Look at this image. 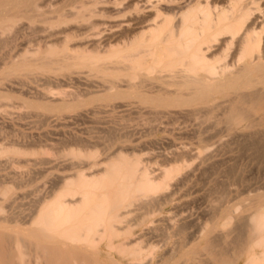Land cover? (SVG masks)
<instances>
[{
	"label": "bare ground",
	"instance_id": "bare-ground-1",
	"mask_svg": "<svg viewBox=\"0 0 264 264\" xmlns=\"http://www.w3.org/2000/svg\"><path fill=\"white\" fill-rule=\"evenodd\" d=\"M25 29L33 38L23 42ZM2 49L0 102L15 99L6 89L22 90L23 75L32 76L35 87H26L28 98L16 96L18 104L40 123L49 124L57 112L66 121L121 114L97 121L109 126L99 128L107 133L100 152L65 147L62 155L81 159L76 164L82 166L47 181L46 195L29 215L27 233L37 240L30 248L44 264H99L102 252L116 264L109 255L115 250L129 264H151L143 250L152 239L170 236L177 242L157 264H264L263 173L238 180L239 173L225 169L220 181L212 177L202 194L207 209L196 215L175 196L198 166L211 160L214 167L211 150L264 157V0H0ZM72 84L81 89H64ZM208 121L211 126L199 127ZM174 127L194 142L165 151L157 140L138 141L143 132L148 137ZM8 152L22 154L0 149V155ZM205 174L200 179L207 180ZM0 193L4 199L5 188ZM199 238L206 247L196 245ZM26 248L0 229V264H13Z\"/></svg>",
	"mask_w": 264,
	"mask_h": 264
},
{
	"label": "rangeland",
	"instance_id": "rangeland-1",
	"mask_svg": "<svg viewBox=\"0 0 264 264\" xmlns=\"http://www.w3.org/2000/svg\"><path fill=\"white\" fill-rule=\"evenodd\" d=\"M50 16H52V15H50ZM23 22L27 23V20H23ZM19 36H20L19 40H22L23 42H26L29 39L32 40V38H33L31 32L28 29L20 31ZM34 44L35 43H32L30 48H34V46H35ZM2 53L3 54L5 53L3 49L1 50L0 54L2 55ZM2 76L3 75L0 74V78H2ZM4 77H6V76H3V78ZM16 77H18V76H16ZM31 77L32 76H23V75L21 76L20 75L18 80L21 82H25L27 84V86L25 84V86H23L22 90L20 89L21 87H18V86H13L9 89L4 88L7 90V94L9 96L11 94L12 97L15 96V99L6 100V101L3 100L0 102V149H9V150H10V148H11V150L12 149H18V151L20 153H22V154L14 155V154L8 152L6 154L0 155V192L4 188L7 192L6 196H4V199L2 197L3 195H0V229L4 234L12 235L13 238L15 237L18 239V241L24 243L27 246L26 249L28 250V251L27 250L24 251V249H22V251H20L21 254H19V253L15 254V255H17L14 258L15 264H44V261H43L44 259L41 256H39V253L38 252L36 253L35 249L30 248L32 246L31 242H33V244H36L37 240L35 239L34 236L27 233L28 230L33 227L30 224V222H28V220H29V215L33 214V211H34L35 206L38 203V201L44 195H46L47 190H44V189H46V187L48 186L47 181H51L52 178L53 177L55 178L56 177L55 175H57V174H58V176H61V174H63V173H64V175H65V173H66V175L67 174L68 175L73 174L79 170V168H77L78 166H82V164L80 165V163L78 165L76 164L79 161H82L81 159L72 158L71 155H68V153H66V156L71 157V159H70L69 157L62 155V154H64L63 152H65L66 150L72 149L71 146L75 149L78 148L79 150H84V151H85V148L88 149V151L90 149V152L92 150V146H94V148H93V150L95 149L94 152L95 151L100 152L101 150H103V148H102L103 142L102 141H104L105 136L107 137V135H105L107 133H105L106 132L105 129L101 130L99 128H108L109 126L107 124L101 125L98 123L103 122V121H108V120L112 119V117L116 118L119 115L121 116V114L118 113L117 111H115V112L108 111V112H103L104 114L102 112H97L96 114H94L93 116H89L88 118H84V117L75 118V116H73L74 118L67 119V121H66V120L62 119L61 115L58 116V113H60V114H62V113L57 112V113H54V115L57 114V116H54L55 120H52V122H49V124L42 123V122L40 123V122H38L37 118L34 116V113H32L33 110L21 107L22 105L20 106V104H18L19 100L16 98V96L17 97L18 96H22V97L24 96L23 98H28V97H25V93L27 95V92H26L27 88L26 87H28V86L35 87V85L32 84V82L29 80V78H31ZM9 78H10V80H13L15 78V76H12ZM3 87H5V86H3ZM14 88L16 91L17 90L18 91L15 92ZM79 88L81 89V86L72 84V85H70L69 88H64V89L76 91ZM70 113L73 115V113H75V112H70ZM100 116H101V119H100ZM103 117H104V119H103ZM99 120H100V122H97ZM101 120H103V121H101ZM72 122H73V124H72ZM209 123H211V122L210 121H208V123L205 122L204 125L200 124L199 127L206 128L207 124H209ZM209 126H211V124H209ZM139 128H142V127L139 126ZM175 128L176 127L168 129L169 131L166 133L165 132H158V133H154L152 135H149L148 137H147V135L144 136V132H143V137H140L138 139V141L144 142L145 145L147 146V144L150 141L157 140L159 142L161 148L164 149L165 151L168 149L169 145L178 147V145L180 146L181 144H185L188 146V144L194 142L192 137L185 136L183 138L182 137L183 135L180 136V133ZM100 130L102 131V133H100L101 132ZM104 130H105V132H104ZM103 133H104V135H103ZM177 134H179V135L177 136ZM174 135H175V137H174ZM179 136L181 138H179ZM99 137H101L100 140L98 139ZM138 137L139 136L136 135L134 137V139L138 138ZM175 138H178V140ZM186 138H188V139H186ZM166 139H168V140L166 141ZM169 139L171 142L173 141V144L172 143L168 144ZM159 140L161 141V143ZM92 142H94V143H92ZM146 142H147V144H146ZM72 143H74V145ZM86 143L87 144L90 143V145H87ZM80 144L82 146H80ZM100 144H102V147ZM75 145H76V147H75ZM89 146H91V147H89ZM164 146H166V148ZM65 147H66V150H65ZM93 150H92V153H93ZM221 150H219V151H221ZM227 150L222 151V154H224L223 156H225V157L221 156V152L217 151V153L219 152L218 156H217L216 152L214 151L215 152L214 153L213 150H211V153L214 155L213 156V159L215 161V164L213 165L214 167H211L212 165H210V164L212 162L210 160L208 162L209 163L208 166H203L204 168L202 166H198V168H197V165L199 162V160H197L198 162L196 163L195 167L198 169V171L195 173H192V177H190V176H189L190 178L188 177L189 181L186 180L185 182H187V183L184 182L185 185L184 184L181 185L183 187L179 186L181 189L178 187L179 189L176 190V192H175L176 198L180 194V197L181 196H183V197L178 198V199L181 200L182 202L189 203V205L186 204L185 205L186 207H184L185 210H188L187 212L190 211L189 213H192V214L195 213L194 215H196V212H198L201 208H203V202L205 203V201L202 200V197H203L202 194L203 195L206 194V192L208 191V188L213 184V181H214L216 176H217L216 178L219 180L220 176L223 175V173L225 171H228L229 169H232L231 171H233L234 176L235 175L237 176L238 173L241 175L240 176L238 174V176H237L238 180L242 179L243 177L246 179H249V180H256L257 177L259 179L262 178L261 176L264 174V159H263L264 157L260 158V159H262V161L260 159L255 161V160H252L253 159L252 157H250L248 154H246L245 152H243L241 150H239V152H241V154L238 151H235L236 149H232L234 152L232 150H228V151H230L229 153H227ZM144 152L150 153L151 151L147 150ZM144 152L142 154H144ZM211 153L209 152V154H211ZM233 153L234 154L237 153L235 155L238 157V158L236 157L237 158L236 160H233V157L235 158V156H233L234 155ZM215 154H216V157H215ZM246 155H247V157H246ZM61 156H62V158H61ZM144 156L148 158L149 155L145 154ZM226 156H227V158H226ZM221 158H223V160L226 158L225 159L226 161L225 160L223 161V163L225 165H222L223 163L220 162ZM229 158H231L232 161H234V162H232L231 160L228 161ZM216 160H218L219 162ZM69 163H72V164H69ZM216 163H220L219 164L220 166ZM65 164H69L72 166L70 168V166L68 167V165L66 166ZM73 164H75V165H73ZM215 166H217L219 169ZM205 167H207V168H205ZM209 167L211 168V170ZM67 169H68V171H67ZM213 169L215 170L214 173H213ZM216 169H218V172H216L217 171ZM225 169H228V170H225ZM241 171H242V173H241ZM43 172L46 175H44ZM198 172L201 174L198 175ZM215 172H216V174H215ZM37 173L39 175L41 174V177H43V178H41L39 175H37ZM205 173H207V175H209V177L206 176L209 178V179L207 178V180L204 179ZM211 173H212V175H211ZM217 173H219V174H217ZM220 173H221V175H220ZM52 174H53V176L51 177ZM200 175H201V177L204 176V178L200 179V177H199ZM31 177H32V179H31ZM33 177H35V179ZM37 177L39 178V180L37 179ZM29 178H30V180L34 179V182L33 181H30L31 183L28 182ZM47 178H48V180H47ZM49 178H50V180H49ZM195 178L199 179V180L197 181ZM222 179H223V177H222ZM205 180L208 181L207 185H205L206 182L204 183ZM224 180H225V178H224ZM226 180L229 181L228 179H226ZM43 181L46 182V184L44 183V185H43ZM196 181L200 182V184H198ZM211 181H212V183L210 184ZM22 182H24V183H22ZM20 183H21V185H20ZM193 183L194 184L196 183L199 186L195 185V187H194ZM201 183H202V185H201ZM192 184H193V188L191 187ZM195 188H198L197 191ZM196 192H198V193H196ZM188 196L191 199L188 198ZM188 199H189V201H186ZM194 199H196V200H194ZM198 200H200V201H198ZM197 202H198V204H197ZM167 209L169 210L170 207H167ZM203 209H207V208H203ZM209 210H212V209L209 208ZM1 220H4V222H2ZM200 222H204V220H201ZM198 225H200V223ZM233 236L234 235H232L231 237H228L229 240H231V238H233ZM176 239L177 238L175 236L174 237L170 236L168 238V240L166 239V241L160 239L161 242H164V241H165L164 243L167 242L165 245H164V243L162 244L160 242V240H159V242L156 241L157 242L156 243L155 240H158V239H155V240L152 239V241H151L152 243L149 244V247L147 249L143 250V252H144L143 256L144 257L142 259L146 258L148 260V262H149V260L152 259L150 261V263L151 264H157V261L160 260V258L158 260V257L163 256L164 255V254H162L163 251H165L167 248H169V246H170L169 244L173 243V245H174V243L177 242ZM25 242H27V243H25ZM227 242H228V239H227ZM193 243L194 242H192V245H193ZM196 243H195L196 245H200L199 248H204L207 245L206 241L204 239H200V238L197 239ZM34 246L35 245H33L32 248H34ZM99 246L103 247L104 244L100 243L98 245V247ZM146 246H147V244H146ZM188 246H191V242L188 244ZM88 249H92L90 251L97 252V251H95L97 248H88ZM22 252H24V253H22ZM118 254H119L118 250H115V251H112L109 255L116 262V264H129L128 263L129 260L128 261L125 260L126 257H128V256L122 255L124 259H121V256ZM172 255H174V254H172ZM199 256L200 255H196L195 258H199ZM105 257H106L105 252L97 254L96 255V258L98 260L97 262L99 264H108L107 260H105ZM176 257H179V256H176ZM200 258H201V256H200ZM146 259H145V261H147ZM155 259H157V261ZM92 261H94V260L92 259ZM14 262H13V264H14ZM238 264H243V261H239Z\"/></svg>",
	"mask_w": 264,
	"mask_h": 264
}]
</instances>
